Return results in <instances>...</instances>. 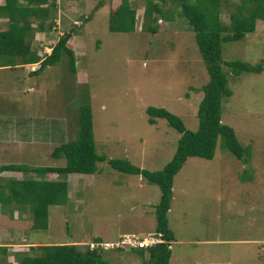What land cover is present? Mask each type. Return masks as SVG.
Listing matches in <instances>:
<instances>
[{"label":"rangeland","instance_id":"obj_1","mask_svg":"<svg viewBox=\"0 0 264 264\" xmlns=\"http://www.w3.org/2000/svg\"><path fill=\"white\" fill-rule=\"evenodd\" d=\"M118 2L54 0L42 20L43 38L38 43L49 51L68 32L74 72L64 53L42 69L38 65L0 71V164L63 165V158L51 152L76 137L78 107L84 104L90 107L95 151L149 171L171 159L179 133L164 118L149 124L146 107L163 108L185 129H196L201 86L208 77L190 26L165 4L156 30L148 32L141 27L146 21L141 17L145 0H128L135 8L134 30L110 32L108 11ZM237 2L229 0L219 8L220 20L227 21ZM37 21L30 25L34 31ZM220 59L261 65L258 72L232 75L221 64L231 94L221 98L220 122L232 128L243 155L236 158L217 137L210 159L187 157L174 174L166 212L173 236L168 264H264L262 25L239 39L221 42ZM96 167L88 175L44 174L50 180H64L68 194L64 204L48 206L44 230L29 227L27 204H0V221L13 226L0 229V243L12 240L7 259L0 254V264H15L17 252L32 254L26 251L28 241L34 246L71 242L84 249L95 237L109 244L117 240L118 232L141 238L143 231L153 229L157 185L117 172L105 162ZM6 174L15 179L20 172ZM20 176L37 178L32 172ZM124 249H108L101 255L115 264H140L136 254Z\"/></svg>","mask_w":264,"mask_h":264},{"label":"trees","instance_id":"obj_2","mask_svg":"<svg viewBox=\"0 0 264 264\" xmlns=\"http://www.w3.org/2000/svg\"><path fill=\"white\" fill-rule=\"evenodd\" d=\"M4 0L0 4V17L8 21L7 28L0 30V59L2 65H14L37 62L40 57L29 47L28 40L33 36L30 24L33 19L38 31L43 30L42 20L47 17L49 9L55 5L54 0ZM159 2V3H157ZM229 0H145L142 8L141 27L148 32L156 30V20L162 16L163 6L170 4L176 11V17L183 18L193 32V39L204 65L207 82L201 86L202 97L196 108L197 127L190 131L185 129L181 120L163 108L148 106L145 108L147 122L152 124L154 118H164L167 124L175 129L179 136L171 159L161 169L149 171L139 168L125 159L106 158L94 149L90 107L86 104L78 107L76 137L59 143L51 152L53 157H62L63 165L27 167L22 164L0 166V171L32 172L37 179L19 178L5 181L0 185V204L14 202L27 204L30 209V228L44 230L47 227L48 206L62 205L67 200V184L64 180H50L43 177L45 173L56 174H92L96 164L105 162L120 173L139 175L142 179L157 185L159 197L153 205L154 232L161 234L162 241L145 248L114 247L115 250H129L140 258V264H168L170 256L169 242L173 236L167 227L166 212L171 197V184L174 174L187 157L210 159L214 144L219 137L223 147L236 158H241L243 150L237 142L231 127L220 122V101L231 94L226 85V78L221 70L223 63L232 75L241 72H258L260 64L220 59V44L244 36L254 31L256 19L262 21L264 28V0H238L227 21L219 17V8ZM41 5H45L44 7ZM166 9V8H165ZM164 9V10H165ZM169 9V8H168ZM167 18V17H166ZM88 19V18H86ZM162 19V18H161ZM135 26V8L128 0H119L112 6L107 15V30L110 32H131ZM54 28V24H52ZM68 32L61 34L50 46L48 54L39 61V67L52 65L59 60L61 53L67 56L68 67L74 72V55L66 45ZM0 64V65H1ZM37 69L32 71L36 72ZM55 130V129H54ZM57 130H60L57 128ZM6 190V191H5ZM92 242H100L95 237ZM112 248L99 246L90 248L85 245L79 249L77 244L66 242L58 244H39L26 246V251L14 254L15 264H115L102 257V252ZM5 246H0L4 254ZM147 254L146 257L144 254ZM117 264V263H116Z\"/></svg>","mask_w":264,"mask_h":264},{"label":"crops","instance_id":"obj_3","mask_svg":"<svg viewBox=\"0 0 264 264\" xmlns=\"http://www.w3.org/2000/svg\"><path fill=\"white\" fill-rule=\"evenodd\" d=\"M3 1L4 0H0V4H3ZM19 2H21V3H25L24 1H22V0H19ZM41 6H45V5H41ZM53 9V8H52ZM52 9H50V10H52ZM50 12V11H49ZM51 13V12H50ZM262 21L261 20H259V19H256L255 20V22H254V30H255V28H261V25H262V23H261ZM7 24H8V21H7V19L6 18H3V17H0V30H3V29H6L7 28ZM31 25V24H30ZM31 27H33V26H31ZM42 38H43V35L39 32V31H34L33 30V36L28 40V43H29V47H30V49L31 50H33V51H35L36 52V54L40 57V59L37 61V62H33V63H26V64H21L19 61H16L15 62V64L14 65H2L1 63V65H0V71L1 70H5V69H12V68H15V67H29V68H34V67H36V66H38L39 65V61L42 59V57H43V55H44V53L45 54H47L49 51H48V47H46V46H44L43 45V47H41V46H39V43H38V41L40 42V41H42ZM33 40H36L37 42H35L34 43V45H32V41ZM48 44V43H47ZM48 46V45H47ZM50 47V46H49ZM46 49H47V51H46ZM50 49V48H49ZM74 55V54H73ZM8 129V128H7ZM6 129V130H7ZM6 136V135H5ZM10 163H4V164H0V166H4V165H9ZM16 164V163H15ZM10 173V172H17L18 173V171H10V170H2V171H0V177L1 176H3L4 178H2V180H4V181H2L3 183H1L0 182V185H3L4 183H5V181H7L6 179L7 178H9L8 180H11V179H14V178H10L11 176H8L6 173ZM21 173H23V172H20V174ZM20 174L18 175V177H16L15 179H19V178H21V176H20ZM47 174V173H46ZM69 174H72V173H69ZM73 174H77V173H73ZM43 177H44V175H43ZM37 178H38V176H37ZM37 178H35V179H37ZM33 179V178H32ZM46 179H48V178H46ZM68 195V194H67ZM4 216V215H3ZM2 217H1V215H0V219H1ZM0 229H3L4 228V226H5V224H3V222L2 221H0ZM154 224H155V221L153 220V223L151 224V226H152V230L150 231V229H146L145 231H143L144 232V234H147V233H150V232H153L154 231ZM5 227H7V230H9L10 228H12L13 226H10V224L8 225V226H5ZM30 227V226H29ZM34 230V229H33ZM118 234H120V232H118L117 233V236H118ZM0 235H1V233H0ZM7 235H9L8 233H7ZM9 240H11L10 238H8L7 240H6V242H2V243H0V246H5L6 247V250H5V253L4 254H1V255H3L4 257L6 256V259H7V256H8V251H10L12 248H9L10 246L9 245H11L9 242H11V241H9ZM9 241V242H8ZM13 243V242H12ZM28 244H32L30 241H28V242H26V245H28ZM10 256V255H9ZM4 264H10V262H6V263H4Z\"/></svg>","mask_w":264,"mask_h":264},{"label":"built area","instance_id":"obj_4","mask_svg":"<svg viewBox=\"0 0 264 264\" xmlns=\"http://www.w3.org/2000/svg\"><path fill=\"white\" fill-rule=\"evenodd\" d=\"M161 234L159 232H151L145 234L144 237H137L134 234H121L117 236V240L113 243H100V242H91L88 247L93 248L96 246L102 248H114V247H125V248H145L156 243L161 242Z\"/></svg>","mask_w":264,"mask_h":264},{"label":"clouds","instance_id":"obj_5","mask_svg":"<svg viewBox=\"0 0 264 264\" xmlns=\"http://www.w3.org/2000/svg\"><path fill=\"white\" fill-rule=\"evenodd\" d=\"M49 51H50V50H49ZM48 53H49V52H48ZM48 53H47V54H48ZM153 232H154V231H153ZM150 233H151V232H150ZM156 244H157V243H156ZM152 246H153V245H152ZM141 248H142V247H141ZM168 248H169V246H168Z\"/></svg>","mask_w":264,"mask_h":264}]
</instances>
